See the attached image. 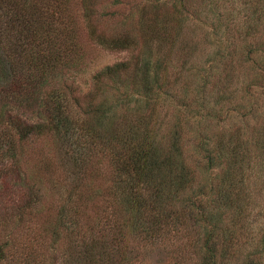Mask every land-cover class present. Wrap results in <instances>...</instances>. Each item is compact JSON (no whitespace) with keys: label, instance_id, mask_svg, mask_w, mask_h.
I'll return each mask as SVG.
<instances>
[{"label":"rangeland","instance_id":"obj_1","mask_svg":"<svg viewBox=\"0 0 264 264\" xmlns=\"http://www.w3.org/2000/svg\"><path fill=\"white\" fill-rule=\"evenodd\" d=\"M4 5L0 2V13ZM37 7L42 13L56 11L57 34L51 40L66 46L57 53L50 48L55 55L48 62L55 63L50 72L28 67L42 86L31 97H20L7 87L16 79L13 73L24 52L11 26L0 28V264H201V241L192 232L190 240L165 231L150 237L131 227L111 191L108 159L90 148L99 145L95 133L135 123L139 115L149 118L163 145L162 136L177 114L193 134L205 130L215 138L238 129L249 135L263 131L264 0H39ZM91 30L101 39L128 37L131 46L110 49ZM148 52L166 65L159 73L166 94L153 115L143 95L125 87L133 80L137 59L143 65ZM119 62L128 64V71L113 76L119 84L115 88L103 71ZM58 90L63 98L54 100L64 111L59 134L44 128L19 145L16 133L4 135L8 129L1 121L10 115L47 121V93ZM98 107L112 121L107 127ZM64 128L71 131L68 136ZM88 149L91 156L79 164L82 150ZM259 162L262 169L244 184L249 197L243 216L222 233L231 250L218 264H264V157ZM31 186L32 198L21 197V189ZM112 219H123L124 230H115Z\"/></svg>","mask_w":264,"mask_h":264},{"label":"trees","instance_id":"obj_2","mask_svg":"<svg viewBox=\"0 0 264 264\" xmlns=\"http://www.w3.org/2000/svg\"><path fill=\"white\" fill-rule=\"evenodd\" d=\"M38 1H0L6 4L2 6V10H5L0 13V28L1 26L5 28L4 25L11 26V30H14L19 38L18 47L24 52L22 59L19 58L22 68L14 71L16 79L7 87L8 92L16 91L20 97H31L34 89L42 86L36 85L41 82L40 79L30 77L32 75L28 67L39 66V69L50 72L49 68L55 65L48 64L55 59L54 53L51 55L49 52L50 48L57 53L66 46L65 42L51 40L52 33L57 34L53 24L56 21V11L49 9L48 13H42L37 7ZM13 2L16 3L11 7L10 4ZM60 30L63 33L64 27ZM90 35L110 49H125L131 46L127 42L128 37L101 39L102 37L96 35L93 30ZM27 51L31 56L27 55ZM160 57L155 58L154 53L148 52L143 65H140L138 58V62L133 66V80L125 85V87L131 85L136 94L143 95L145 98L143 104L149 109V115L154 114V107L163 94H166L159 77V73L166 65L164 59ZM23 64L26 66L23 67ZM126 71L128 64L119 62L106 67L103 72L113 79V84L117 88L119 84L113 76ZM22 76L27 80L21 81ZM60 95L59 90L56 94L47 93L50 99V104L44 107L47 121L27 122L10 115L7 120L1 121L8 129L4 135L8 133L7 136L12 137L11 135H14L12 132L16 133L19 145L33 135L43 134L44 128L57 133L61 131L64 127L62 120L64 111L61 104L54 100L59 97L62 99ZM151 97L154 99H149ZM113 104L116 105L118 102ZM181 105L189 109L187 103ZM99 112L100 121L105 123L106 127L112 123L103 108L99 109ZM150 120L152 121V118ZM149 124L147 116L139 115L135 123L126 122L124 126L113 130L108 128L102 135L95 133L99 145L95 147L96 149L90 148V152L108 159L114 181V189L111 191L118 198L116 202L121 208L120 211L128 214L131 227L146 236H156L159 232L165 231L181 233L190 240L193 238L190 235L192 232L196 237L194 239L201 241L198 243L204 252L201 264H218L224 261L228 258L226 256L231 250V244L224 242L226 237L222 233L230 231L229 224L236 223L244 214L246 207L244 204L249 197L244 184L254 175L256 169H262L257 166L264 157V130L249 135L238 129L228 137L218 134L214 138L207 135L205 130L203 132L199 130L197 131L199 133L195 134L186 132L190 130L186 128L182 115L177 114L170 130L167 131L169 133L162 136L166 140V145H163L158 131H154ZM186 124L189 125L187 120ZM203 129H206V126ZM63 131L67 136L69 132L71 133L69 129L64 128ZM63 137L67 138L66 135ZM89 138H94L93 132ZM85 140L87 142L88 137H85ZM90 152L89 149L88 152L82 150L79 164L83 165L91 156ZM17 165L21 168L19 163ZM19 167L16 166V175L23 183L25 178L22 177ZM33 186L21 189L19 192L21 197L31 199ZM112 220L115 230H124V226L127 225L123 219ZM198 228L204 236L200 231L197 232Z\"/></svg>","mask_w":264,"mask_h":264}]
</instances>
